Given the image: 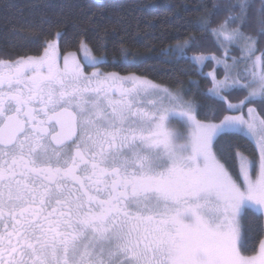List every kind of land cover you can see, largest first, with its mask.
<instances>
[{"label": "snow or ice", "instance_id": "6c2138e0", "mask_svg": "<svg viewBox=\"0 0 264 264\" xmlns=\"http://www.w3.org/2000/svg\"><path fill=\"white\" fill-rule=\"evenodd\" d=\"M197 7L222 55L163 51L207 87L101 71L140 58L66 50L58 19L0 56V264H264V0Z\"/></svg>", "mask_w": 264, "mask_h": 264}, {"label": "trees", "instance_id": "16d2710c", "mask_svg": "<svg viewBox=\"0 0 264 264\" xmlns=\"http://www.w3.org/2000/svg\"><path fill=\"white\" fill-rule=\"evenodd\" d=\"M227 2L228 0H0V56L9 53L37 54L40 43L49 38L41 31L42 27H47L42 25V20L58 19L66 32L64 39L71 38L75 42L66 50L76 51L79 40L87 30V40L95 55L105 53L111 61L113 56H120V48L123 46L129 55L140 58L135 64H99L105 72H118L121 75L136 73L171 88H189L190 80H197L201 87H207L209 82L199 76L191 64L184 60H170L163 50L193 34L198 38L200 47L190 49L188 55L217 51L213 38L193 28L190 21L202 12L198 5L211 8L213 4H217L223 7ZM253 2L259 6L260 0ZM29 35L36 36L37 39H26ZM99 36L104 38L105 46L102 48L97 47ZM63 44L62 40V49ZM203 71L205 72V68ZM243 95L244 93L235 92L231 97L239 99ZM244 223H249L248 217Z\"/></svg>", "mask_w": 264, "mask_h": 264}, {"label": "rangeland", "instance_id": "374dc122", "mask_svg": "<svg viewBox=\"0 0 264 264\" xmlns=\"http://www.w3.org/2000/svg\"><path fill=\"white\" fill-rule=\"evenodd\" d=\"M205 54H208V55H211V54H215V55H222V51H214V52H209V53H205ZM232 55H236V54H238V53H236V52H233V53H231ZM212 66H213V63L211 62V61H208V62H206V66L204 67L205 68V72H208V71H210L211 69H212ZM97 67L98 68H100L99 67V65H97ZM87 71H92L93 69L91 68V67H89V68H87L86 69ZM100 70L101 71H103L101 68H100ZM219 76H223V70L221 69L220 70V72H219ZM236 98H238V97H236ZM235 97H230V99L232 100V102H238V100L239 99H241V98H239V99H236ZM253 106V105H252ZM253 107H255V106H253ZM247 109L245 108V111H246Z\"/></svg>", "mask_w": 264, "mask_h": 264}]
</instances>
